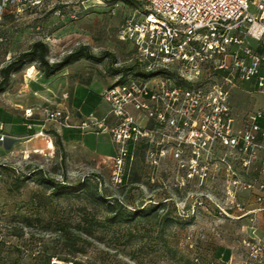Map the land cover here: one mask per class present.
Listing matches in <instances>:
<instances>
[{"label":"rangeland","instance_id":"374dc122","mask_svg":"<svg viewBox=\"0 0 264 264\" xmlns=\"http://www.w3.org/2000/svg\"><path fill=\"white\" fill-rule=\"evenodd\" d=\"M58 7L75 10L76 19H61L54 13ZM141 11L137 4L123 1L109 0L105 6L82 9L75 0H44L40 7L6 13L0 19V70L11 57L41 39L49 47L50 61L77 48L101 59L81 58L67 65L63 70L69 69L67 73L75 81L97 79L106 87L122 79L141 77L135 72L146 71V61L133 49V42H121L116 37L122 21L132 15L140 18ZM30 65L39 69L37 63H26L12 72L0 96L13 88L15 74ZM168 67L177 79L179 66ZM221 74L219 71L217 76ZM142 79L153 84L158 77ZM257 96L258 101H264V95L255 93ZM254 105L251 97L231 102L234 112L240 115ZM46 132L0 141V264H193L196 256L202 264H213L226 250L239 260L246 258L244 221L236 217L239 212L223 196L221 174L216 173L200 186L189 185L188 192L212 194L215 203L229 215L206 202L193 215L170 216L169 221L164 217L165 210L160 209L156 216L110 223L105 204L94 202L89 192L55 196L54 183H79L88 175L92 187L97 183L99 191L119 197L127 209L157 203L164 196H171L187 208L191 200L173 187L171 161L155 170L159 179L155 184L140 174L136 183L116 185L108 163L99 168L78 166L67 157L56 137H46ZM162 181H166L165 187ZM85 217L92 223L86 233L82 228Z\"/></svg>","mask_w":264,"mask_h":264},{"label":"built area","instance_id":"2783aa9c","mask_svg":"<svg viewBox=\"0 0 264 264\" xmlns=\"http://www.w3.org/2000/svg\"><path fill=\"white\" fill-rule=\"evenodd\" d=\"M108 1L75 0L82 9L105 6ZM133 1L142 8L141 17H126L117 27V39L133 42V49L147 63L146 71L156 69V65L168 70L169 65H178V78L189 86L176 85L163 75L155 76L158 80L153 84L141 77L112 83L101 95L116 122L106 126L104 118L89 115L80 122V128L107 130L110 134L116 152L107 163L114 184L123 182L126 162L132 158L128 142H144L148 145L146 164L157 171L171 161L172 184L179 188L202 185L222 166L224 198L239 214H248L238 199V190L256 188L264 202V183L243 179L237 166L249 167L262 146L259 120L264 118V110L249 111L236 125L230 96L238 81L251 82L264 93V0ZM43 3L44 0H0V19L4 13L37 8ZM54 13L61 19L77 17L75 10L63 7ZM36 30L40 27L36 26ZM45 38L49 40L48 36ZM213 71L223 74L212 80ZM45 113L47 120L68 123V115L62 109L48 108ZM4 138L0 131V141ZM260 170L264 172V157ZM149 179L159 180L157 173H151ZM185 197L191 204L185 208L176 202L179 215L192 214L206 202L229 215L215 203L212 194L189 191ZM187 239L192 247L190 236ZM243 244L248 264L264 262V238L256 235L253 228ZM194 261L198 263L199 257H194ZM213 264L223 262L215 259Z\"/></svg>","mask_w":264,"mask_h":264},{"label":"crops","instance_id":"0c3cea01","mask_svg":"<svg viewBox=\"0 0 264 264\" xmlns=\"http://www.w3.org/2000/svg\"><path fill=\"white\" fill-rule=\"evenodd\" d=\"M68 71L69 69L63 70L46 77L39 69L30 65L26 70L16 73L17 77L12 79L13 88L0 96V131L5 137L14 139L32 137L39 131H47L46 134L50 138L56 137L67 157L76 165L99 168L115 154L116 146L107 130L84 131L80 128V122L93 115L104 118L105 125L110 126L116 122V118L110 113L109 105L101 95L105 88L103 82L97 79L75 81L70 78ZM255 93L264 95L254 88L253 83L247 81H238L233 88L230 106L232 100L241 102L245 97H251L255 101L253 108L241 115L236 114L231 106L236 125L241 123L249 111L258 108L264 110V101H258L260 98L254 97ZM48 108L64 110L68 115L67 125L47 120L45 110ZM259 124L262 128V133L259 134L262 146L256 150L255 158L249 167L242 169L237 166L239 175L253 183H264V172L260 170V161L264 157V118L259 120ZM216 173L224 178L225 171L222 166L217 168ZM259 196L260 191L256 188L238 190L239 201L245 210L249 211L246 215L236 214L238 219L242 218L244 221L242 226L245 237L253 228L256 235L264 238V202ZM250 218H253V221H250ZM216 259L221 260L223 264L249 262L247 257L239 260L232 253L227 260L223 256Z\"/></svg>","mask_w":264,"mask_h":264},{"label":"trees","instance_id":"16d2710c","mask_svg":"<svg viewBox=\"0 0 264 264\" xmlns=\"http://www.w3.org/2000/svg\"><path fill=\"white\" fill-rule=\"evenodd\" d=\"M112 1H123L126 3H134L139 5L138 3L134 2L133 0H112ZM6 13H4L5 15ZM3 15V16H4ZM49 54V47L47 43H45L43 40L38 39L33 41L29 47L26 50L18 52L16 55L10 58V60L1 68V74L2 77L0 79V91L3 90L4 86L7 84V81L9 79V76L12 72L18 70L22 66H24L26 63H37L39 66L40 71L44 74L46 77H50L52 75H55L59 72H61L67 65L81 59H91L94 61H100L101 59L99 57H96L92 55L89 51H87L84 48H77L67 54H65L61 59L56 61H50L48 58ZM172 71L168 69H154L151 71H136L135 74L138 76H141L142 78H150L155 77L158 75H163L169 79L172 80V82L176 85H183L186 86L182 79H174ZM219 71H213L211 73L212 80L213 77L216 78L217 73ZM126 79H122L117 82L125 81ZM115 82V83H117ZM189 86V84H188ZM148 149V145L144 142H128V150L129 154L132 156V158L129 160L127 166H126V174L124 176L123 182L119 185H127L128 182L136 183L139 181L140 174H143V176L146 177L147 182L150 184H155L158 181H150L149 176L151 173H155V169L150 168L146 164L145 156ZM138 157H140L141 161H137ZM63 158V156H62ZM140 162V163H139ZM89 176L86 175L79 183H73L68 184L64 181L56 182L53 185V195L55 196H61V195H71V194H80L82 192H89L91 194V199L96 203H104L105 208L110 212V215L106 218V220L110 223H116V222H130L133 220L141 219V218H148L152 214L153 216H156L155 214L158 212V210L163 209L165 210L164 217L169 221L170 216H183L179 215L176 209V205L174 200L171 198V196H164L160 201L157 203H151L149 205H141L139 207H135L133 209H127V204L119 199V197L113 196L112 194H106L103 190L99 191L98 184L94 183L93 187L88 181ZM95 177H98L95 175ZM99 178V177H98ZM52 182V181H51ZM162 184V183H161ZM165 187L166 184H163ZM162 186V187H163ZM176 190L182 191L183 197L188 192L189 185H186L183 188H179L176 186H173ZM113 198V201H110V199ZM187 216H191L192 214H186ZM91 218L88 219L87 217L84 218L83 226L82 228H85L83 232H87L89 228L91 227ZM165 220V219H164ZM167 223V222H166ZM70 244H74L73 238H70ZM80 247H77L76 251H79ZM221 255L224 257V259L229 258V251L222 252ZM220 255V257H221ZM218 258V257H217ZM65 261H71L68 259H64ZM215 260V259H214ZM225 261V260H224ZM193 264H202L201 259L197 263L193 261Z\"/></svg>","mask_w":264,"mask_h":264}]
</instances>
